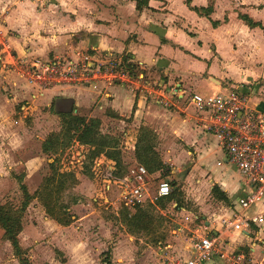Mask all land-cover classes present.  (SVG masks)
I'll list each match as a JSON object with an SVG mask.
<instances>
[{
  "label": "crops",
  "instance_id": "crops-1",
  "mask_svg": "<svg viewBox=\"0 0 264 264\" xmlns=\"http://www.w3.org/2000/svg\"><path fill=\"white\" fill-rule=\"evenodd\" d=\"M0 32V126L19 103L24 111L38 110L34 130L40 134L48 130L46 136L60 130L61 114L99 119L101 133L117 140L118 159L127 176L142 166L135 146L140 128H148L156 136L154 149L166 168L148 172L142 166L148 173V197L135 208L124 206L134 211L126 209L130 215L140 208L152 216L142 206L153 205L165 218L170 206L177 218H169L173 228L163 225L155 231L163 238L156 246H141L153 221L134 234L113 227L101 215L102 207L113 205L114 189L117 201L123 191L118 181L116 188V182L108 180L115 162L100 155L86 180V174L81 180L66 168L79 181L76 188L85 202L72 207L74 221L69 226H60L45 214L34 221L32 234L40 249L23 247L32 264H185L193 256L196 231L218 238L227 253L264 264V227L223 228L222 220L240 212L239 203L252 187L206 132V119L192 103L193 95L236 90L249 109L264 112V0H189V4L186 0H0ZM3 43L10 45L9 52ZM83 54L97 61L127 59L135 76L128 75L125 84L97 82L38 91L7 65L10 55L46 61L76 60ZM105 122L117 128V136L102 129ZM28 132L18 138L19 144L26 142ZM41 144L38 159L44 156ZM86 148L72 145L70 151L76 153L72 159H85ZM213 151L220 154L219 171L211 174L201 161ZM127 158L135 165L130 166ZM91 173L93 180H99H90ZM167 173L170 193L161 198L162 204L154 203L155 181L158 185ZM176 174L180 178L173 177ZM263 209L264 200L246 214ZM123 210L119 217L124 225ZM24 228L23 224L20 236ZM6 250L14 257L12 248ZM13 262L18 264L15 258ZM223 263L214 255L206 264Z\"/></svg>",
  "mask_w": 264,
  "mask_h": 264
},
{
  "label": "built area",
  "instance_id": "built-area-1",
  "mask_svg": "<svg viewBox=\"0 0 264 264\" xmlns=\"http://www.w3.org/2000/svg\"><path fill=\"white\" fill-rule=\"evenodd\" d=\"M1 37V32H0ZM5 52L10 45L2 44ZM8 67L17 77L38 91L63 86H86L97 82L111 85L126 83L128 74L119 68L116 60L97 61L83 54L76 60H40L9 56ZM192 103L204 116L205 130L212 134L240 177L252 187L251 193L239 203L240 212L222 220L224 230L243 231L251 225L264 227V209L246 212L264 200V112L254 111L245 105V97L236 90L216 91L209 95H193ZM112 173V172H111ZM109 173L110 182L117 181L123 191L124 205L135 208L148 197V173L142 166L131 171L129 176L117 180ZM111 176V177H110ZM170 193V185L161 180L152 201ZM192 257L185 264H206L214 255L225 264H254L241 256L225 252L218 238H210L196 231ZM224 264V263H223Z\"/></svg>",
  "mask_w": 264,
  "mask_h": 264
},
{
  "label": "rangeland",
  "instance_id": "rangeland-1",
  "mask_svg": "<svg viewBox=\"0 0 264 264\" xmlns=\"http://www.w3.org/2000/svg\"><path fill=\"white\" fill-rule=\"evenodd\" d=\"M23 105V103H19L18 106L11 110L10 115L5 118L3 126H0V205L11 204L16 207L19 206L22 197L18 185V178L21 177H23V183L26 185L28 192L30 194H34L42 184L43 179L50 174L49 164L54 159H57V164L61 172L69 173V170H66V168H70L71 171L79 174L78 178H81V180L83 179L82 176H84L85 174L86 175L84 176V180H86L85 177L87 175L90 176V167L93 166L92 164L95 161V159L93 160V162L86 160L88 148H86V152L83 151L85 159L80 160V162H75V159H72V157L75 156L76 153L74 151L73 153H71L70 148L57 155L43 154L44 156L42 157L44 158V160L43 158L38 159L37 155L40 150L39 146L43 142L39 140V137H44L43 139H46V137L50 133L46 136L45 133L48 130L42 131V134H40L39 131L34 130L37 123L35 116L38 110H35V112H30V110L24 111L23 109H21ZM25 112H27L28 114H24ZM102 129L105 130V132L110 131L112 135L117 136V128L110 126V124L106 122L104 123ZM27 131L29 132L26 137V142L23 144H19L18 138L21 137V135H23L24 133H27ZM210 140H212V144H214V140L212 138H210ZM126 156H129V154H127ZM219 157L220 154L216 151L204 155L201 163L205 165V170L211 171V174H214V171L218 172L219 169L218 167H216V163L219 161ZM71 162H73V165L70 164ZM127 162L130 166L135 165V163L133 161H130L129 158H127ZM80 163L82 164L80 165ZM72 166H74V168H71ZM198 167L201 169L200 166ZM93 177L94 175L91 173L90 180ZM173 177L178 179L180 178V175L176 174ZM96 179L99 180L98 177H96ZM96 179L92 180L96 182ZM160 180H166L169 184L171 183L168 173L162 175ZM157 182L158 181H155V187H157ZM76 187L77 186L73 188L69 187V189L63 191L60 198V202L69 207V213L71 214L74 213L72 207L85 202L86 198L85 196H82L80 194L79 188ZM154 189L155 188H152V190ZM113 191L114 196H112L113 199L111 201L113 205L109 206L108 208H105V206H103L101 215H103L107 219V222H110L113 227H117L120 231L125 230L124 232L127 233L126 228L121 223L119 217V213L122 208L125 209V199L119 198V201H117V190L114 189ZM75 199L77 200V203L73 204ZM79 201L81 203H79ZM154 203H156V201H154ZM144 206H142L143 209H149L153 214L152 216L154 219V224L152 229L149 232L145 233L149 234L148 237H145L146 239L142 238L141 246H145L144 243H147L148 246H156L159 241L163 240V238L159 235H155V231L158 228L161 229L163 225L165 226L163 229H168L169 226L170 228H173L174 223L172 222L171 225V221L169 218H177H175V212L172 211L170 206H167L165 210L168 218H165V216H159L158 214L160 212H158V210L154 208L153 205L148 207ZM128 211L130 213L134 212L133 210ZM44 214L45 212L37 199L32 200L23 218V224L25 228L23 231L24 234L20 236V244L22 243V248L26 247V249H35V247H38V249H40L38 246L39 242L35 241L33 238L32 229L34 221H37L38 218L44 216ZM164 222L166 224H164ZM165 234H167V232H165ZM168 235L166 238H168ZM140 237L141 236L139 235L137 236V238ZM137 243L139 242L137 241ZM6 249L11 248L8 242L3 239V232L0 229V264H15L13 262L14 257H10L9 252ZM44 249H46V245L44 246Z\"/></svg>",
  "mask_w": 264,
  "mask_h": 264
},
{
  "label": "trees",
  "instance_id": "trees-1",
  "mask_svg": "<svg viewBox=\"0 0 264 264\" xmlns=\"http://www.w3.org/2000/svg\"><path fill=\"white\" fill-rule=\"evenodd\" d=\"M186 2L189 4V0H186ZM194 10L198 11L197 9ZM205 12H208V10H205ZM245 21L247 20L245 19ZM247 23L250 26L253 25L249 21ZM132 67L133 65L128 63L127 59L120 60L119 68L128 73L130 77L135 76ZM100 126L101 121L96 118L86 119L73 114V112L61 114L60 130L50 133L42 142V154L57 155L77 143L88 147L89 161L93 162L100 155H104L107 159L115 162L111 175L120 179L125 178L128 175V171L124 172V168L119 162L117 140L102 134ZM155 146V134L148 128H140L135 146L136 160L148 172H164L166 166L155 151ZM49 168L50 174L43 179L42 184L34 194L28 192L26 185L23 183V177L18 178L22 197L18 207L11 204L0 205V229L3 232V239L10 244L13 256L17 259L18 264H32L27 250H24L19 242V236L23 229V218L32 200L37 199L45 214L58 225L69 226L74 221V215L69 213V207L62 204L60 198L63 191L69 189V187H75L78 181L73 173L60 171L57 159H54L49 164ZM165 200L170 201L171 198L167 197ZM76 202L77 200L75 199L73 204H76ZM156 202L162 204L163 199H158ZM121 217L129 234L149 228L153 221L152 216L140 208H137L133 215H130L124 209L121 212Z\"/></svg>",
  "mask_w": 264,
  "mask_h": 264
}]
</instances>
